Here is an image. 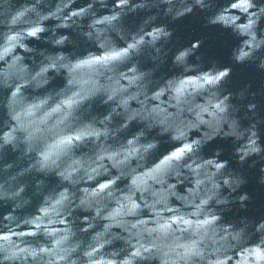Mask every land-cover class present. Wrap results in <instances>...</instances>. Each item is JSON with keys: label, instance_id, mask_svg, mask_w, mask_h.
Listing matches in <instances>:
<instances>
[{"label": "clouds", "instance_id": "clouds-1", "mask_svg": "<svg viewBox=\"0 0 264 264\" xmlns=\"http://www.w3.org/2000/svg\"><path fill=\"white\" fill-rule=\"evenodd\" d=\"M0 264H264V0H0Z\"/></svg>", "mask_w": 264, "mask_h": 264}]
</instances>
